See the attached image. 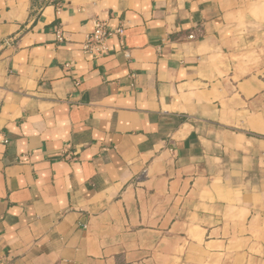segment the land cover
<instances>
[{"label":"crops","instance_id":"1","mask_svg":"<svg viewBox=\"0 0 264 264\" xmlns=\"http://www.w3.org/2000/svg\"><path fill=\"white\" fill-rule=\"evenodd\" d=\"M0 264H264V0H0Z\"/></svg>","mask_w":264,"mask_h":264},{"label":"built area","instance_id":"2","mask_svg":"<svg viewBox=\"0 0 264 264\" xmlns=\"http://www.w3.org/2000/svg\"><path fill=\"white\" fill-rule=\"evenodd\" d=\"M91 31L85 36L81 42V49L84 53L93 58L102 57L109 52L108 39L113 33L118 35L123 34V27L119 26L111 31L107 22L100 18L93 19ZM55 35L58 41L64 40L60 28L55 30ZM128 56V53H125ZM67 66V65H66Z\"/></svg>","mask_w":264,"mask_h":264}]
</instances>
